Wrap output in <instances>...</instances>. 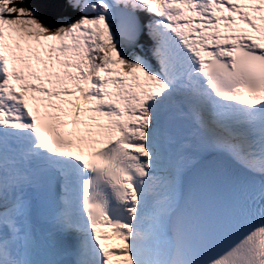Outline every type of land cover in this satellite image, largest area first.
<instances>
[{
	"label": "snow or ice",
	"instance_id": "1",
	"mask_svg": "<svg viewBox=\"0 0 264 264\" xmlns=\"http://www.w3.org/2000/svg\"><path fill=\"white\" fill-rule=\"evenodd\" d=\"M38 3L0 0V264H264V0Z\"/></svg>",
	"mask_w": 264,
	"mask_h": 264
},
{
	"label": "water",
	"instance_id": "2",
	"mask_svg": "<svg viewBox=\"0 0 264 264\" xmlns=\"http://www.w3.org/2000/svg\"><path fill=\"white\" fill-rule=\"evenodd\" d=\"M39 0H28L29 5L37 8V11L41 12V15H45L44 6L38 3Z\"/></svg>",
	"mask_w": 264,
	"mask_h": 264
},
{
	"label": "trees",
	"instance_id": "3",
	"mask_svg": "<svg viewBox=\"0 0 264 264\" xmlns=\"http://www.w3.org/2000/svg\"><path fill=\"white\" fill-rule=\"evenodd\" d=\"M26 2H27V4H28V6L31 8V6H30L29 3H28V0H26Z\"/></svg>",
	"mask_w": 264,
	"mask_h": 264
},
{
	"label": "rangeland",
	"instance_id": "4",
	"mask_svg": "<svg viewBox=\"0 0 264 264\" xmlns=\"http://www.w3.org/2000/svg\"><path fill=\"white\" fill-rule=\"evenodd\" d=\"M118 245H119V243L116 246H118Z\"/></svg>",
	"mask_w": 264,
	"mask_h": 264
}]
</instances>
